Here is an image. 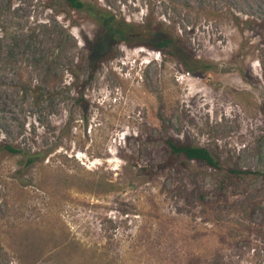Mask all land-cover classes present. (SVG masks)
<instances>
[{"label":"rangeland","instance_id":"obj_1","mask_svg":"<svg viewBox=\"0 0 264 264\" xmlns=\"http://www.w3.org/2000/svg\"><path fill=\"white\" fill-rule=\"evenodd\" d=\"M88 1L135 35L112 42L63 0H0V142L44 154L19 170L0 153V264H264V178L216 197V171L165 144L264 172V0Z\"/></svg>","mask_w":264,"mask_h":264},{"label":"trees","instance_id":"obj_2","mask_svg":"<svg viewBox=\"0 0 264 264\" xmlns=\"http://www.w3.org/2000/svg\"><path fill=\"white\" fill-rule=\"evenodd\" d=\"M67 6L76 12H85L91 20H93L104 31L106 36L112 42H123L128 37L135 35L131 30L132 25L129 22H125L124 19L118 18L109 9L102 7L99 4L88 0H63ZM128 36V37H127ZM154 50L165 52L168 55L176 56L180 62L184 65L187 72H194L196 69L195 64L188 62L183 56V49L180 47L176 38L170 34L159 33L155 39ZM57 57H50L46 62V73L49 74L53 71ZM95 60L91 59L86 64L91 68ZM91 74L87 76L85 81H90ZM75 81H72L73 84ZM85 84V83H83ZM82 84V85H83ZM81 85V83H80ZM80 87V86H79ZM80 95L78 101H80V107L86 108L85 100L83 99V91H79ZM87 125V120L85 121ZM165 144L168 148L170 157L177 161L178 159L184 162H196L203 163L208 168L215 170L218 174V178L215 180L216 187L213 189V193L216 197H224L229 192V188L238 186L239 183L247 178H254L261 176L264 178V172L259 170H245L237 168H223L215 155H213L207 148L201 146H181L172 141V139H165ZM0 153L8 156L9 158H16V164L18 169L32 168L36 163L43 160L44 154L40 150H28L21 147H15L12 144L0 142ZM46 153V152H45ZM187 167H184L186 170ZM145 173V170H144ZM146 175V173H145ZM22 178V176H21ZM28 179V178H27ZM110 184V183H109ZM108 187L112 188V184ZM194 186V185H192ZM197 188V186H196ZM193 193L198 196L200 200H204V194L198 189H192Z\"/></svg>","mask_w":264,"mask_h":264}]
</instances>
